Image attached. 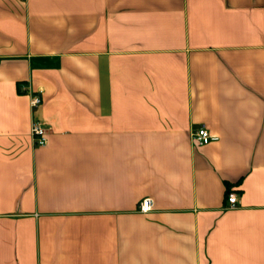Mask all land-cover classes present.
Here are the masks:
<instances>
[{
    "label": "crops",
    "instance_id": "crops-1",
    "mask_svg": "<svg viewBox=\"0 0 264 264\" xmlns=\"http://www.w3.org/2000/svg\"><path fill=\"white\" fill-rule=\"evenodd\" d=\"M0 264H264V0H0Z\"/></svg>",
    "mask_w": 264,
    "mask_h": 264
},
{
    "label": "built area",
    "instance_id": "built-area-1",
    "mask_svg": "<svg viewBox=\"0 0 264 264\" xmlns=\"http://www.w3.org/2000/svg\"><path fill=\"white\" fill-rule=\"evenodd\" d=\"M32 108H37L42 104V99L38 94H32L30 101ZM47 132L46 125L42 122L33 120L31 124V135L36 145L44 146L47 144ZM218 137L209 133L205 125H201L195 132L191 134L192 143L198 146H204L213 141H216ZM238 197L236 193L230 192L227 195L228 207H235ZM152 209V200L150 198L143 199L139 204V210L141 212H149Z\"/></svg>",
    "mask_w": 264,
    "mask_h": 264
},
{
    "label": "trees",
    "instance_id": "trees-1",
    "mask_svg": "<svg viewBox=\"0 0 264 264\" xmlns=\"http://www.w3.org/2000/svg\"><path fill=\"white\" fill-rule=\"evenodd\" d=\"M229 192V191H228ZM228 192H227V195H228Z\"/></svg>",
    "mask_w": 264,
    "mask_h": 264
}]
</instances>
